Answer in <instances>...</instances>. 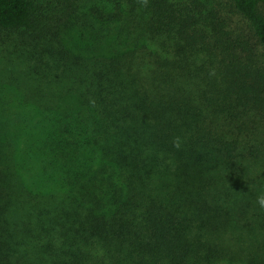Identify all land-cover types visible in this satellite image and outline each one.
Masks as SVG:
<instances>
[{"label":"trees","instance_id":"1","mask_svg":"<svg viewBox=\"0 0 264 264\" xmlns=\"http://www.w3.org/2000/svg\"><path fill=\"white\" fill-rule=\"evenodd\" d=\"M84 1L122 15V49L75 55L35 34L33 0H0L20 37V70L0 67V264L219 262L227 178L264 131V0Z\"/></svg>","mask_w":264,"mask_h":264},{"label":"rangeland","instance_id":"2","mask_svg":"<svg viewBox=\"0 0 264 264\" xmlns=\"http://www.w3.org/2000/svg\"><path fill=\"white\" fill-rule=\"evenodd\" d=\"M33 1L39 11L37 36H44L48 40L54 36L53 44L60 40L75 55L87 56L86 45L93 39L90 44L94 47L122 49L124 20L119 12L84 0ZM222 15H226L224 10ZM246 27L241 17L232 14L226 30L233 31L234 36L242 31L248 38ZM95 36L98 37L97 43ZM17 38L20 37L16 33H0V41L5 42H0V67L8 70L10 75L20 70L10 54L11 45ZM3 82L9 89L10 80L4 79ZM3 82L0 80V83ZM252 131V141L245 142L243 147V150L248 147L252 152L246 148L242 171L227 178V185L231 187L227 192L232 195V205L227 215L231 224L228 222V227L222 228L216 236L215 241L221 246L224 256L215 264H264V211L256 204L257 195L264 189V131L259 124Z\"/></svg>","mask_w":264,"mask_h":264},{"label":"clouds","instance_id":"3","mask_svg":"<svg viewBox=\"0 0 264 264\" xmlns=\"http://www.w3.org/2000/svg\"><path fill=\"white\" fill-rule=\"evenodd\" d=\"M141 5L147 6L148 0H139ZM181 144L180 137H176L173 140V146L176 148H179ZM256 204L259 206V208L264 211V189H261L260 194L256 197Z\"/></svg>","mask_w":264,"mask_h":264}]
</instances>
